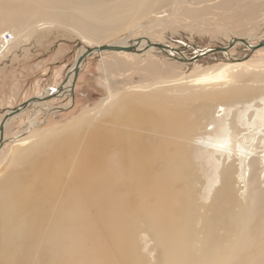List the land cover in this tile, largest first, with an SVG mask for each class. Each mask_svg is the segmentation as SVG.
Here are the masks:
<instances>
[{
  "label": "bare ground",
  "instance_id": "obj_1",
  "mask_svg": "<svg viewBox=\"0 0 264 264\" xmlns=\"http://www.w3.org/2000/svg\"><path fill=\"white\" fill-rule=\"evenodd\" d=\"M168 1L177 4L0 0V61L37 30L70 29L82 39L80 54L139 20L144 34L153 26L146 17L159 20L162 15L152 13ZM228 32L218 29L224 36ZM129 39L109 44L124 50L99 51L104 69L111 62L105 55L125 68L122 78L135 69L159 70L168 59L191 75L138 84L124 100L114 99L107 81L109 95L98 114L85 112L72 128L54 134L56 129L34 128L31 116L17 138L3 132L0 162L8 155L1 156L8 141L13 156L0 177V264H264V210L255 206L264 190V66L225 57L212 65L184 57L177 46L153 45L162 41ZM43 103L29 102L5 120L4 129L22 111ZM98 115L103 118L95 120ZM84 127L89 133L79 142ZM259 167L257 179L261 174L263 179L255 190L250 179ZM199 171L206 172V181L198 189ZM16 217L23 224L11 227L12 236L7 223Z\"/></svg>",
  "mask_w": 264,
  "mask_h": 264
},
{
  "label": "rangeland",
  "instance_id": "obj_2",
  "mask_svg": "<svg viewBox=\"0 0 264 264\" xmlns=\"http://www.w3.org/2000/svg\"><path fill=\"white\" fill-rule=\"evenodd\" d=\"M217 2L218 0H177L176 5L170 1L164 2L159 4L152 13V15L154 13H157L156 15L158 16L162 15L159 20L149 18L150 15L146 17L148 18V22L153 25L152 28H149L153 31L156 30V33L153 31L149 33V28H146L147 30L143 32L144 34H140L142 21L139 20L132 24L129 29L126 28V31L118 32L113 35V37L99 40L96 43H99L98 46H101L113 43L119 39H126L127 43H129L133 41L129 39L130 35H133L135 41L143 42L139 38H145L149 41H162L165 45H169L170 47L177 46V49L180 50V52L182 51L181 54H184V57H186L187 54L188 57H192L191 60L193 61L198 60V62H208L212 65H219L222 63L220 57H225L227 58L225 62L239 61L242 62V64L247 66L251 65L250 67L256 68L264 66V62H254V60L258 58L264 60V46L260 49L249 52V48L246 45L236 42L232 47L228 48L227 51H224L227 52L226 54L211 55L217 51L206 52L209 48L226 45L231 41L230 38L233 36L237 39H244L247 43H251V45L264 39V0H227L221 2L220 5L222 7L217 6V8H214L213 6ZM219 28H221V30L228 29L230 32L226 33V36H224L223 34L218 33ZM4 31H6L5 33L9 32L8 29L2 28L1 32ZM37 38H40L39 40L43 39V41L47 43L45 46V62L39 70L35 68L36 66L33 63L28 64L27 68L22 65L20 71L22 86L24 85V94L21 99L26 98L27 100L35 96H42L47 89H51L50 93L57 89L64 79L69 76L70 68L79 56V51L84 45L79 35L65 27L40 30V32L37 33L35 40ZM60 40L62 41V45ZM188 43L192 46H188ZM128 46L129 44H127V47ZM150 48L155 47L150 46ZM203 48L207 49L202 50ZM64 49L67 51L66 54L53 60L55 55ZM196 51L197 54H195ZM111 53L119 54L117 52ZM112 56L114 58L117 57V55ZM11 57L12 55H8L5 59L3 58L4 60L2 59V61H0V75L11 77V71L16 63L13 62V65L10 63ZM101 57L102 56L99 52H94L89 55L84 60V63L79 70L73 90L71 91L69 87H66L65 91L59 96L52 97L53 99L50 98L52 99L51 102L54 101L53 104L43 103L50 109V111L39 106L43 104H35L28 110L25 109L22 111V113H24L27 110L22 117L13 123L15 129L10 131L7 136L17 138L19 133H24L27 128V119L31 116H33L32 125L34 128H39L41 130L56 129L53 132L56 134L67 128H72L74 125L72 123L78 120L79 117L83 116L87 111H94L93 114H98L95 110L99 107L102 100L108 98L109 95L106 90L107 81H110L114 86L115 90L112 91L116 96L114 99L124 100L128 96L130 89L135 88L138 84L146 87L153 81H173L180 77L182 73H187L186 75H191L192 73L191 70L187 68L182 70L181 68L176 69L165 60L181 65L177 61L162 59L164 67L159 70H153L152 68L141 71L133 69V73L132 71H127L128 73L124 71L126 76L122 78L120 76L124 75H120V73H123L125 68H120V62H114V60L105 55L104 57L106 60L111 62H107L108 68L104 69L101 64ZM228 57H232L233 59ZM178 60L183 61L181 59ZM175 72L179 73V75L175 74ZM137 73H139L140 80L138 79ZM15 77L20 78V75L17 73ZM29 81L31 83H27ZM38 81H40V84ZM126 82L130 84H127ZM167 85L168 84H166V86L160 85L158 87H168ZM120 86H126L127 89H120ZM138 89L140 90V88ZM171 99L175 98L171 96ZM23 101H20V103ZM101 109L99 108L100 111ZM197 110H199V108ZM199 114L200 112L194 113V118H197ZM101 118H103V116L98 115L95 120H100ZM86 128L87 127L83 128L85 130L80 134L78 138L79 142H82L83 138L89 133ZM4 146L1 156L4 154L8 155L3 163L0 162V177H2L7 170L5 163L8 157L10 156L11 158L13 156L12 143L8 141ZM255 146V151L257 152L256 157H260L262 148L258 146V144L254 145V147ZM256 163L257 162L252 161V165ZM259 166H262V164ZM259 170L260 167L254 171V174L250 179L251 187L255 190H258L263 179L262 174L260 180L257 179ZM198 173L199 189L202 188L206 181V172L199 171ZM261 197V201L255 206H257V208L261 207L264 210V190L261 192ZM11 216L12 215H8V218ZM22 224L23 220L20 217H16L13 222L7 223L8 228L10 229L14 225H17V228H20ZM12 230L13 229L10 230V234L14 236ZM16 240L17 237L13 239V246Z\"/></svg>",
  "mask_w": 264,
  "mask_h": 264
},
{
  "label": "crops",
  "instance_id": "obj_3",
  "mask_svg": "<svg viewBox=\"0 0 264 264\" xmlns=\"http://www.w3.org/2000/svg\"><path fill=\"white\" fill-rule=\"evenodd\" d=\"M39 32H40V30L34 31L32 33V35H34V34L35 35L34 36L31 35L32 37H30L31 38V39H29L30 41L28 40V42L26 41V42L18 45L8 54L9 56L12 55V57L10 59V63L12 65H13V62H16V63H15L14 68L11 71V73H12L11 77H5V76L0 75V121L2 120L3 116L5 115L6 111L9 108L15 107V105L20 103V101H23V100L26 101V98L21 99V97L24 94L23 93L24 85L22 86L21 71H20L22 65L25 68H27L28 64L33 63L36 66L35 68L38 70L40 69L41 66L44 65V62H45L44 59H45V53H46V51H45L46 47L45 46L47 45V43L45 41H43V39L39 40L40 38H37L35 40V38L37 37V33H39ZM60 43L62 45L61 40H60ZM66 52L67 51H65V49L59 51L55 55L53 60L58 59L59 57L63 56L64 54H66ZM17 73L20 75V78L15 77ZM27 83H31V82L29 81ZM38 83L40 84V81H38ZM52 99H48V101L46 100L43 102L53 104L54 101L51 102ZM32 106H34V105H32ZM24 113H22L18 117H15L12 121H9L7 123V126H5V129H4V136L5 137H8L7 136L8 133L15 129V126L13 125V123L17 119L22 117L24 115Z\"/></svg>",
  "mask_w": 264,
  "mask_h": 264
},
{
  "label": "water",
  "instance_id": "obj_4",
  "mask_svg": "<svg viewBox=\"0 0 264 264\" xmlns=\"http://www.w3.org/2000/svg\"><path fill=\"white\" fill-rule=\"evenodd\" d=\"M236 41H241L245 45L247 44V46H250L249 47L250 50H251L250 52H252V51L264 46V39H262L261 41H259L255 45L251 46L244 39L239 38L238 40H236V38H235L232 41H230L228 43V45H226V46L212 47V48L207 49L206 52H210V51H227V49L232 47L233 44L236 43ZM153 45L157 46L158 48H163V49L167 47L166 45H164L162 43H155ZM124 49H126V47H122L121 45H109V44L96 46V47H86L85 51L82 54H80L75 60L74 72H73L71 84L69 86L70 90L71 91L73 90L77 75H78L79 70L81 68V63H83L84 60L89 55L93 54L94 51L99 52V51H102V50H124ZM67 81H68V76H67V78L64 79L62 84L59 87H57V89L54 90L52 93H50L48 95L32 97L30 99H27L26 101H23L22 103L18 104L17 106H15L13 108H9L6 111L5 115L3 116L2 120L0 121V145L4 141V136H3L4 122L10 115H12L13 113H16L19 110L25 108L29 104V102H31V101H40L41 102V101H45L47 99H50L52 97L59 96L63 91H65Z\"/></svg>",
  "mask_w": 264,
  "mask_h": 264
},
{
  "label": "built area",
  "instance_id": "obj_5",
  "mask_svg": "<svg viewBox=\"0 0 264 264\" xmlns=\"http://www.w3.org/2000/svg\"><path fill=\"white\" fill-rule=\"evenodd\" d=\"M6 37V34L4 35L3 39ZM8 37V36H7Z\"/></svg>",
  "mask_w": 264,
  "mask_h": 264
}]
</instances>
